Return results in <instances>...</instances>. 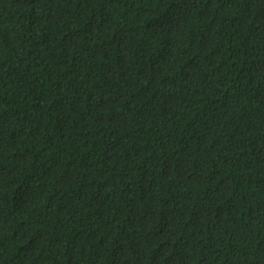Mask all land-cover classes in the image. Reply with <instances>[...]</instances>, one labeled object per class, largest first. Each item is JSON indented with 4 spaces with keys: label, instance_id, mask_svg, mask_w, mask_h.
Segmentation results:
<instances>
[{
    "label": "trees",
    "instance_id": "1",
    "mask_svg": "<svg viewBox=\"0 0 264 264\" xmlns=\"http://www.w3.org/2000/svg\"><path fill=\"white\" fill-rule=\"evenodd\" d=\"M0 264H264V0H0Z\"/></svg>",
    "mask_w": 264,
    "mask_h": 264
}]
</instances>
